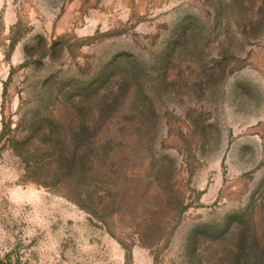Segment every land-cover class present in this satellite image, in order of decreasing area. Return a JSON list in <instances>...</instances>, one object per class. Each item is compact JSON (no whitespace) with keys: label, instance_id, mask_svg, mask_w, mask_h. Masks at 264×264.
I'll list each match as a JSON object with an SVG mask.
<instances>
[{"label":"rangeland","instance_id":"374dc122","mask_svg":"<svg viewBox=\"0 0 264 264\" xmlns=\"http://www.w3.org/2000/svg\"><path fill=\"white\" fill-rule=\"evenodd\" d=\"M0 262L264 264V0H0Z\"/></svg>","mask_w":264,"mask_h":264},{"label":"trees","instance_id":"16d2710c","mask_svg":"<svg viewBox=\"0 0 264 264\" xmlns=\"http://www.w3.org/2000/svg\"><path fill=\"white\" fill-rule=\"evenodd\" d=\"M0 264H4V263L0 262Z\"/></svg>","mask_w":264,"mask_h":264}]
</instances>
